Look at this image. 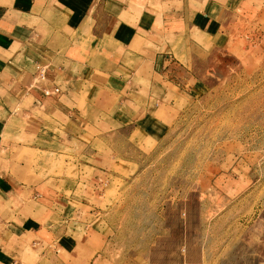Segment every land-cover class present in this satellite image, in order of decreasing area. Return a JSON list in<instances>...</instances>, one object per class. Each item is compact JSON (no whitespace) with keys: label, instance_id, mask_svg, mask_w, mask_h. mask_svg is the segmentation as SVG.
<instances>
[{"label":"crops","instance_id":"obj_1","mask_svg":"<svg viewBox=\"0 0 264 264\" xmlns=\"http://www.w3.org/2000/svg\"><path fill=\"white\" fill-rule=\"evenodd\" d=\"M243 19L264 34V0H0V264H264V171L136 182L128 136ZM65 146L71 174L36 177Z\"/></svg>","mask_w":264,"mask_h":264},{"label":"rangeland","instance_id":"obj_2","mask_svg":"<svg viewBox=\"0 0 264 264\" xmlns=\"http://www.w3.org/2000/svg\"><path fill=\"white\" fill-rule=\"evenodd\" d=\"M243 20L232 23L237 29L231 34L219 39L209 37L205 44L208 49L201 52L203 59L192 60L191 79L187 85H179V94L157 96L159 101L174 102L165 110L167 124H138L128 134L139 150L149 155L136 164L144 169L135 174L134 181H152L163 187L168 182L185 180L204 184L214 178L215 185L227 189L234 183L231 177L235 174L263 173L264 36L260 38L264 34L262 27ZM210 42L216 44L210 47ZM56 151L48 156L51 167L46 164L36 177L71 174L77 166L74 155L67 146ZM51 155L60 161L53 165ZM32 158L25 161L30 172L40 168V157ZM116 176L110 175L109 179L123 184ZM237 185L244 188L243 182ZM126 192L121 190L123 195ZM120 199L113 197L109 204L114 206Z\"/></svg>","mask_w":264,"mask_h":264},{"label":"built area","instance_id":"obj_3","mask_svg":"<svg viewBox=\"0 0 264 264\" xmlns=\"http://www.w3.org/2000/svg\"><path fill=\"white\" fill-rule=\"evenodd\" d=\"M46 72H47V67L46 65H39L37 68V71L35 73V78L37 80H43L46 78ZM59 90L58 87H53L52 89L50 88H43L44 94H49L51 92H57Z\"/></svg>","mask_w":264,"mask_h":264},{"label":"bare ground","instance_id":"obj_4","mask_svg":"<svg viewBox=\"0 0 264 264\" xmlns=\"http://www.w3.org/2000/svg\"><path fill=\"white\" fill-rule=\"evenodd\" d=\"M208 143V142H207Z\"/></svg>","mask_w":264,"mask_h":264}]
</instances>
